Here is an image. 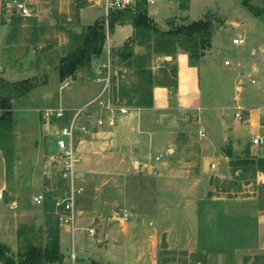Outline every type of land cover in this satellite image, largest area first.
<instances>
[{"label": "rangeland", "instance_id": "1", "mask_svg": "<svg viewBox=\"0 0 264 264\" xmlns=\"http://www.w3.org/2000/svg\"><path fill=\"white\" fill-rule=\"evenodd\" d=\"M22 1L30 7L32 16H21L13 0H0V26L8 28L0 31V67L7 72V75H0V79L10 82L29 80L34 85L27 94L18 92L9 96L0 93V104L1 98L7 96L10 98L13 112L11 135L3 137L4 150L0 148V190L4 193L0 199V236L3 233L8 235L6 244H10L8 246L12 249L14 257L18 259V252L25 251L32 245L46 246L56 233L60 236L64 260L50 264H219L221 257L222 264H236L233 254L220 256L218 251L223 243L216 236L213 247L207 250L211 244L209 235H221L219 233L222 228L226 231L228 240L224 247L231 248L235 238L242 246L248 240L258 237L261 238L259 242L263 243L264 234L260 233L263 225L253 216L257 208L264 210V147L256 146L253 153L241 150L239 154H233L234 169L238 171H232L229 178L204 175L203 178H209L215 195L233 198L236 203L242 202L244 198H250L252 202H242L236 210L233 208L228 211L229 215L222 218L216 216L217 219L215 217L214 220L216 219L217 226L209 224L199 234L197 245L204 249L190 251L189 243L194 244L195 238L180 241L175 239L176 241H173L178 245L174 242L172 247L165 234L160 235L159 239L151 237L145 241L150 226L144 228L143 220L150 217L140 202L154 199L150 192L147 194L144 190L153 180L148 181L143 178L142 173H136L132 167L134 159L124 157L120 150L116 157L109 154H112L114 149L97 148L93 142L84 145L85 164L82 178L85 189L76 203L77 230L74 241L72 240L66 227L60 224L55 210V200L62 196L63 190L50 159L57 150L55 134L53 128L45 125L43 113L48 108L60 105L77 107L83 104L88 96V88L91 89V96L86 101L98 94L101 85L94 80V69L105 59L104 48L99 57L95 55L91 65L82 64L72 75L62 78L61 67L78 52L84 40L83 34L89 32V25H83L80 21V7L88 3V0ZM179 2L184 11H187L191 3V12L197 19L202 17L200 13L203 10L209 9L205 18L213 20L216 35L214 69L205 74L203 106H214V110L203 109L202 124H196L193 128L196 131L201 125L207 127L208 137L202 141L198 140L195 150L200 155L218 159V171L226 173V161L221 157L222 154L228 155L226 150L230 149V145L224 148L219 145L224 137L223 127L227 125L230 130H238L230 133L232 138L250 137L249 125L235 115L236 106L240 104L253 109L264 106V96H258L256 90L259 83L252 82L253 79L262 80L260 75L255 74L257 70L254 65L257 64H252L244 56V52L250 47L249 38L247 37L243 44L233 42L237 33L242 34V27L237 23L248 24L255 15L243 5V0ZM149 3L158 13L160 23H165V27L160 26L156 18L148 14ZM252 3L264 7V0H253ZM179 4L177 3V7ZM135 9L146 12L156 26L165 30L187 24L182 12L180 15L168 17L171 9L169 0H154V3L135 0ZM94 13L105 14L101 8H95ZM259 20L264 22L261 18ZM97 23L106 27L104 45H110L116 68L127 69L124 75L119 74L114 78V82L119 79V90L117 89L116 94L122 101L135 106L141 98H148L147 92L151 91L152 85H148L150 77L147 76L155 70L159 73L160 82L174 85L176 81L172 79V74L175 65L156 59L159 53L157 50L165 46L164 43L161 44V36L152 35L151 42L146 43L142 51L138 48L139 51H135L136 42L146 38L142 32L135 31V41H130L128 46H125L126 42L118 45L112 40L114 29L107 24L105 16L92 25ZM180 44L181 39L177 37L173 45L165 47L171 54L182 48ZM198 51L202 53L200 48ZM226 58L231 61V65H224ZM238 66L244 71L243 80L248 83V87L242 92L237 91V82L241 75ZM136 86L139 87L138 92ZM122 92L125 93L124 96ZM2 112L0 108V116ZM89 139L98 140L92 137ZM211 171L210 169L208 173ZM204 189L205 187H200L197 190V202H200L202 195L205 196ZM171 194V198L175 197L177 202H185L187 197L194 195L186 187ZM211 194V191L207 192L208 196ZM38 195L44 196L41 204L34 201ZM206 196L204 198L207 199ZM13 201L19 202V205L10 210L7 202ZM125 211L130 212V218L128 221H121L119 217ZM149 212L154 214V209L150 207ZM132 215L134 217L131 219ZM132 221L138 223L141 229L136 226L132 228ZM90 229H94V235H90ZM73 248L76 253L75 261L71 254ZM243 253V264H264V250L258 249V246L252 251L248 248Z\"/></svg>", "mask_w": 264, "mask_h": 264}, {"label": "crops", "instance_id": "2", "mask_svg": "<svg viewBox=\"0 0 264 264\" xmlns=\"http://www.w3.org/2000/svg\"><path fill=\"white\" fill-rule=\"evenodd\" d=\"M148 1L154 3V0ZM176 2L178 4L180 3L179 0H169L171 9L168 17L180 15L182 12L184 13L183 16L186 17L187 24L196 20L205 19V15L210 11L209 9L203 10L202 13H200L202 17L197 19L191 12V3L187 11H184L181 4L177 7ZM95 8L104 9L105 14L94 13ZM244 10L246 9L244 8ZM148 14L150 16L152 15V18L154 16L160 26L165 27V23H160L161 21L158 18V13L151 7L150 3L148 4ZM103 16H105V20L107 21L105 0H88V3L80 7V21L83 25H92ZM237 25L242 27V34L237 33L235 36L243 37L244 43L246 42V38H249L250 47L244 52V56L249 62H252V64H257L254 65V69L257 70L255 74L260 75L262 80L257 81L253 79L255 81L252 80V82L259 83L256 89L257 94L258 96H264V22L260 21L259 18L255 16V18L250 19L248 24L238 22ZM3 29L6 30L8 28L3 25L0 26V31ZM135 31L132 23L117 24L113 30L112 40L118 45L124 44L130 38L134 37ZM215 37L216 35L213 30L211 47L198 58H192L190 53L183 48L171 54L158 53L156 57L157 61L164 63L168 61V63L175 65V71L172 74V79L176 81L174 85H169L167 82H160L158 78L159 73L156 72V70L150 72L152 82L150 83V85H152V105H135L136 108L132 109L113 130L110 132H101L97 136L92 137L95 139L97 138V141H91V139L88 138V141L81 144L83 158L85 156L83 153L84 145L86 146V144L93 142L96 143L95 145H97V148L114 149L112 154L111 152L109 153L110 155H119L121 151L122 153L120 154L124 157L126 156L130 159H134L132 167L136 173H142L143 178L148 181L153 180L154 183L150 182L149 185L144 187V190L147 194L150 192L154 199L152 201L144 200V202H140L142 206H145V212L148 217H150V219L143 220L144 228H146L147 225L150 226L147 231L148 237L145 241H148L151 237L159 239L160 235L165 234L168 243H170L172 247L177 239L180 241L181 239L186 240L195 238L196 242L194 244L189 243V245L191 244L190 251L195 249L202 251L204 248H199L197 245V240L199 239V234L202 229L212 223L214 226H217V222L215 221L217 217L222 218L227 214L229 215L228 211L233 208L236 210V207L242 205V202H252L250 198H244L242 202L236 203L237 201L233 198H224L220 195H215L213 193V186L208 181L209 178L205 177V179L203 177L204 175L210 174L211 176L216 175L229 178L232 175V168L230 165L231 158L226 154H222L221 158L226 161L227 172L220 173L218 171V159L214 160L209 156L200 155L199 152L195 150L196 142L198 140L202 141V139L207 138L208 135L206 126L201 125L196 131L193 127L196 124H202L203 109L207 108L208 110H214V106H203L205 99L203 83L205 74L211 73L214 69ZM135 46V51H139L137 48L142 51V48L145 47V45L139 42H136ZM134 50H132V52ZM195 60L196 62H194ZM226 60L229 59L226 58L225 61ZM225 61V66L232 64L230 61V64L226 65ZM240 66H238L241 71V75L237 82L238 92H242L248 87L247 81L243 80L245 74ZM0 69L2 70L0 75H7L4 68L0 67ZM127 83L129 84L130 80H128ZM244 83L247 85L243 86ZM136 87L138 88V86ZM88 89V96L85 101L91 96V89ZM238 106L243 109L244 118L248 119L246 123L251 130L250 137L240 138L237 136L232 138L230 133L232 131L237 132L238 130H230L228 126L225 125L223 127L224 137L219 143L221 148L230 145V149L234 156L239 154L241 150H249V152L253 153L257 147L252 139L256 135H264V106L253 109L250 106L244 107L238 104L236 110ZM200 131H204L206 136L201 137ZM123 147L125 150H123ZM212 162L216 163L215 168H211ZM84 164L85 158L83 166ZM210 169L212 171L208 173ZM182 187H186L190 192H193L194 195L190 198L187 197L184 200L185 202H177L174 199L175 197L173 199L171 198V193H177ZM200 187H205V196L207 192L210 191L212 194L209 196L207 195V199L202 195L200 197V202H197V190H199ZM145 199L147 198L145 197ZM7 204L10 206L9 209L11 210L14 209L13 207H17L19 202L13 201L7 202ZM150 207L154 209V214L149 212ZM16 212L17 211H13V213ZM132 217H134V215L131 216V219ZM215 217L216 219L214 220ZM254 217L263 225L261 226L262 229L260 232L263 235L264 210L257 208L256 211H254L253 218ZM186 225H188V227ZM134 226L141 229L138 223L132 221V228ZM217 229L219 230V228ZM220 232L219 234L221 235H215V233L209 235L208 239H210L211 244L208 245L207 250L213 247L214 237L216 236L218 239L220 238L221 240H219L223 243L222 248L218 251L221 254L220 256L231 253L235 257L236 264H243L242 257L244 255V250L249 248L250 251H252L257 246L258 249L264 250V242H259L261 239L260 237L254 240H248L244 246L240 245L237 238H235L236 241H233L234 243L231 248L224 247L228 241L226 240V231L222 228ZM7 239L8 235L6 233L1 234L0 242L6 244ZM176 244L177 242H175V245ZM7 245L10 244L8 243ZM120 262L122 263V261ZM219 264H222V257Z\"/></svg>", "mask_w": 264, "mask_h": 264}, {"label": "built area", "instance_id": "3", "mask_svg": "<svg viewBox=\"0 0 264 264\" xmlns=\"http://www.w3.org/2000/svg\"><path fill=\"white\" fill-rule=\"evenodd\" d=\"M13 4L21 16H32L30 7L24 1L13 0ZM105 7L107 16L110 10L135 9V0H105ZM106 22L108 24V20ZM107 35H109L108 26ZM233 42L243 44L244 38L236 36L233 38ZM103 48L105 59L102 63H98L94 69V80L101 85L98 94L77 107L60 105L56 108H48L43 113L45 125L48 128H53L55 134L57 150L51 155L50 159L55 172L58 173L62 184L61 190H63L62 196L55 200V210L60 224L66 227L73 241L77 230L78 211L76 203L79 195L85 189L82 178L84 158L81 144L88 141L89 137H95L101 132H110L132 109L136 108L127 105L116 94V91L119 90V79L114 82V78L119 74L124 75L127 69L123 67L116 68L109 44L104 45ZM225 63L229 65L230 61L226 60ZM235 115L238 119L248 120L244 118V112L240 106L237 107ZM200 135L201 137L206 136L204 131H200ZM252 141L256 146L264 147L263 134L256 135ZM215 167L216 163L212 162L211 168ZM3 195V190H0V199L3 198ZM34 201L41 204L44 201V196L38 195L34 198ZM129 218L128 211H125L119 217L121 221H128ZM89 233L94 235V229H90ZM71 254L73 261H75L74 248Z\"/></svg>", "mask_w": 264, "mask_h": 264}, {"label": "trees", "instance_id": "4", "mask_svg": "<svg viewBox=\"0 0 264 264\" xmlns=\"http://www.w3.org/2000/svg\"><path fill=\"white\" fill-rule=\"evenodd\" d=\"M253 0H243V5L247 7L250 12L264 20V7L256 6L252 3ZM109 26L114 29L116 24L132 23L136 32H142L146 38L139 40V43L145 45L151 42L152 35L161 36V44L173 45L176 38L181 39L180 46L190 53L192 58H198L204 52L211 47L212 35L214 30L213 20L209 18L193 21L188 24H183L175 29L165 30L156 26L149 18L146 12H142L133 8H125L123 10H112L107 15ZM88 31L83 34L84 40L79 46L78 52H75L67 64L60 69V75L62 78L72 75L76 68L82 64H90L93 62L94 56H100L102 48L105 43V31L106 27L102 23L97 25H89ZM183 40H182V38ZM130 41H135L134 37L130 38L125 46L130 44ZM160 43V42H159ZM157 50L159 53H168L167 47ZM199 48L202 50L200 53ZM145 72V71H144ZM148 85L151 82V74L149 72ZM34 85L29 80H21L10 82L0 79V93H6V95H14L21 92L27 94L33 89ZM139 91V87L136 88ZM125 93L122 92L124 96ZM148 98H141L135 105L150 106L152 105V92L148 91ZM0 108L2 114L0 116V148L4 150L3 137L5 135L10 136L13 123V112L10 98L3 96L1 98ZM229 157H231L230 165L233 172H237L238 169H234L235 161L233 160V152L231 149L226 150ZM18 259L14 257L12 249L7 244L0 242V262L3 264H50L56 262H63L64 255L60 248V236L59 233L53 236L49 244L46 246L32 245L25 251L18 252Z\"/></svg>", "mask_w": 264, "mask_h": 264}, {"label": "water", "instance_id": "5", "mask_svg": "<svg viewBox=\"0 0 264 264\" xmlns=\"http://www.w3.org/2000/svg\"><path fill=\"white\" fill-rule=\"evenodd\" d=\"M94 58H96V56H94ZM246 85H247L246 83L243 84V86H246Z\"/></svg>", "mask_w": 264, "mask_h": 264}]
</instances>
